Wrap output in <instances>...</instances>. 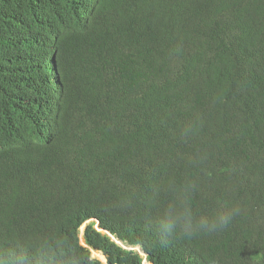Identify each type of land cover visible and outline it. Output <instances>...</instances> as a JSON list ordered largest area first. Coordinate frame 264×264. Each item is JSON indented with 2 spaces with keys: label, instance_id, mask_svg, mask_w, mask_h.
<instances>
[{
  "label": "trees",
  "instance_id": "obj_1",
  "mask_svg": "<svg viewBox=\"0 0 264 264\" xmlns=\"http://www.w3.org/2000/svg\"><path fill=\"white\" fill-rule=\"evenodd\" d=\"M168 209L236 211L162 242ZM21 249L264 264V0H0V252Z\"/></svg>",
  "mask_w": 264,
  "mask_h": 264
},
{
  "label": "clouds",
  "instance_id": "obj_2",
  "mask_svg": "<svg viewBox=\"0 0 264 264\" xmlns=\"http://www.w3.org/2000/svg\"><path fill=\"white\" fill-rule=\"evenodd\" d=\"M235 211L233 210V212L229 213L220 212L211 219L201 218L194 223L187 217L184 209H168L165 213L166 220L159 225L162 242H166V238L174 234L177 229L186 236L192 235L198 230L216 231L230 223ZM139 254L141 253L139 252ZM145 263L147 264V262ZM0 264H37V262L34 257H30L25 250L21 249L18 252L13 250L0 252ZM39 264H43V261L41 260Z\"/></svg>",
  "mask_w": 264,
  "mask_h": 264
},
{
  "label": "rangeland",
  "instance_id": "obj_3",
  "mask_svg": "<svg viewBox=\"0 0 264 264\" xmlns=\"http://www.w3.org/2000/svg\"><path fill=\"white\" fill-rule=\"evenodd\" d=\"M92 224V223H91ZM87 225H85L83 228H82V230H81V238L82 239H80V236H79V239H80V245L81 246H83V233H84V230H85V227H86ZM79 234H80V232H79ZM112 239V238H111ZM114 241V240H113ZM115 242V241H114ZM120 247H123L122 245H120L119 243H117ZM125 249V248H124ZM133 252H136V253H138V251H139V249H134V250H132ZM100 253H95V252H92L91 253V259L92 260H96V261H98L99 263L101 262V258H100V255H99ZM143 258H144V260H145V256L144 255H142V254H140ZM102 263V262H101ZM146 264V263H145Z\"/></svg>",
  "mask_w": 264,
  "mask_h": 264
},
{
  "label": "water",
  "instance_id": "obj_4",
  "mask_svg": "<svg viewBox=\"0 0 264 264\" xmlns=\"http://www.w3.org/2000/svg\"><path fill=\"white\" fill-rule=\"evenodd\" d=\"M91 223H94V221H90V222H88L86 225H89V224H91ZM96 225L98 226V223H96ZM95 230H96L97 232H99L98 227H96ZM99 233H102V234L108 236L109 238H111L107 233H104V232H101V231H100ZM112 240H113V239H112ZM118 246H119V245H118ZM130 251H132V250H130ZM91 253H92V252H91ZM138 254H139V251H138ZM102 255H103V254H102ZM103 256H104V255H103ZM104 257H105L106 260H107V264H110L108 257H106V256H104ZM100 264H102V263L100 262Z\"/></svg>",
  "mask_w": 264,
  "mask_h": 264
},
{
  "label": "bare ground",
  "instance_id": "obj_5",
  "mask_svg": "<svg viewBox=\"0 0 264 264\" xmlns=\"http://www.w3.org/2000/svg\"><path fill=\"white\" fill-rule=\"evenodd\" d=\"M96 226H97V225H96ZM97 227H98V226H97ZM95 228H96V227H95ZM98 230H99V229H98ZM99 232H100V231H99ZM99 232H98V233H99ZM100 258H105V257H104L103 255H100ZM102 264H103V263H102Z\"/></svg>",
  "mask_w": 264,
  "mask_h": 264
}]
</instances>
